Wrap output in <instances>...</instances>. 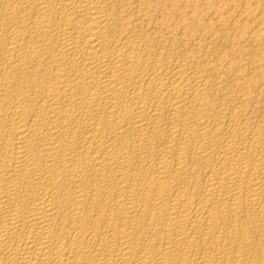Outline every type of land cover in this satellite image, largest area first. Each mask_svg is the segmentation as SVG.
Returning <instances> with one entry per match:
<instances>
[{"label":"bare ground","instance_id":"bare-ground-1","mask_svg":"<svg viewBox=\"0 0 264 264\" xmlns=\"http://www.w3.org/2000/svg\"><path fill=\"white\" fill-rule=\"evenodd\" d=\"M195 12L0 0V264H264V32Z\"/></svg>","mask_w":264,"mask_h":264},{"label":"rangeland","instance_id":"rangeland-1","mask_svg":"<svg viewBox=\"0 0 264 264\" xmlns=\"http://www.w3.org/2000/svg\"><path fill=\"white\" fill-rule=\"evenodd\" d=\"M173 1V5L175 6H178L180 9H181V13H182V19L183 20H188V21H191L192 19H190V18H192V6H194L195 8H196V12H195V14H196V16H197V18L199 19V21L204 25V26H209V25H215V23H214V19L212 18V17H210L209 19H211L210 21H209V19H207L209 16H215L216 14H217V11H218V14H221L222 16H223V13L224 14H227V17H226V15H224V18H228V19H226L227 21L228 20H230L231 18H232V15H234V16H239V14L240 15H242V16H245L246 14L248 15H246L245 17H249L250 18V13H248V12H251V14H252V17L253 16H255L257 19H258V21H260V22H258L257 21V19L255 18V19H252V18H250V20L252 21V20H254V21H252L251 22V24H254V26L257 24V22H258V26L256 27L257 28V30H256V28L254 29V26L252 27V29L250 28V30L253 32V29H254V31H257L256 33H254L255 35H258L259 33H262V30H263V32H264V17H263V15H264V13H263V11H264V0H248V2H246L247 0H245V4H243V2H242V5H244L243 7L244 8H246V7H248V8H246L247 10H249V11H244L243 12V10H245L243 7H242V5H240L239 4V2L240 1H242V0H240V1H237V0H172ZM177 3H176V2ZM195 3H194V2ZM235 1H237L238 3H236ZM244 1V0H243ZM251 1V2H250ZM252 1H254V3L252 2ZM186 2V3H185ZM190 4H189V3ZM182 4V5H180V4ZM194 3V4H193ZM236 3V4H235ZM248 3V4H247ZM257 3V4H256ZM210 4V5H209ZM239 4V6H237ZM191 7H190V6ZM197 5V6H196ZM236 5V6H235ZM251 5V6H250ZM231 6V7H230ZM240 6L242 7V9L240 8ZM246 6V7H245ZM189 7V8H188ZM218 7V8H217ZM236 7V9H234ZM238 7V8H237ZM184 8V9H183ZM191 8V9H190ZM215 8V9H214ZM222 8V9H221ZM227 8V9H226ZM231 8V9H230ZM241 10H240V9ZM250 8V9H249ZM255 8V9H254ZM189 9V10H188ZM204 9V10H203ZM209 9H210V11H209ZM220 9H221V11H220ZM187 10V11H186ZM191 10V11H190ZM206 10V11H205ZM215 10H217V11H215ZM225 10V11H224ZM236 10H238V11H236ZM254 10V11H253ZM260 10V11H259ZM188 11H190V13L188 12ZM203 11V12H202ZM211 11H215L214 13L213 12H211ZM235 11L238 13H235ZM202 12V13H201ZM220 12V13H219ZM223 12V13H222ZM225 12H227V13H225ZM230 14H229V13ZM234 12V13H233ZM189 13V14H188ZM206 13H208V15L206 14ZM213 13V14H212ZM212 14V15H211ZM236 14V15H235ZM262 14V16H260ZM185 15H188V16H185ZM229 15V16H228ZM231 15V16H230ZM256 15H258V16H256ZM183 16H184V18H183ZM191 16V17H190ZM260 16V17H259ZM202 18V19H201ZM235 18V17H234ZM254 18V17H253ZM208 20V22H205L206 20ZM213 19V20H212ZM259 19H261V20H259ZM201 20H203V21H201ZM249 20V21H250ZM212 21V22H211ZM257 21V22H256ZM209 22H211V23H209ZM254 22H256V24L254 23ZM207 23V24H206ZM251 24L250 23H248V25L251 27ZM250 30H248V31H246V32H243V34H242V36L241 37H243V38H246V37H248L247 36V32L251 35V31ZM261 32H260V31ZM251 32V33H250ZM248 34V35H249ZM246 35V36H245ZM249 35V36H250ZM245 36V37H244ZM263 47H264V45H263Z\"/></svg>","mask_w":264,"mask_h":264}]
</instances>
